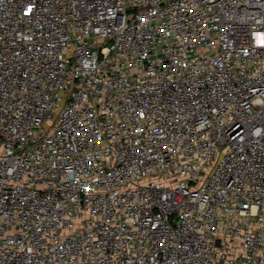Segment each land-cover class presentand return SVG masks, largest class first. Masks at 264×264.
<instances>
[{
    "label": "built area",
    "instance_id": "obj_1",
    "mask_svg": "<svg viewBox=\"0 0 264 264\" xmlns=\"http://www.w3.org/2000/svg\"><path fill=\"white\" fill-rule=\"evenodd\" d=\"M0 264H264V0H0Z\"/></svg>",
    "mask_w": 264,
    "mask_h": 264
}]
</instances>
